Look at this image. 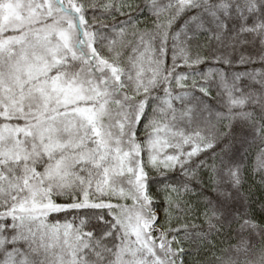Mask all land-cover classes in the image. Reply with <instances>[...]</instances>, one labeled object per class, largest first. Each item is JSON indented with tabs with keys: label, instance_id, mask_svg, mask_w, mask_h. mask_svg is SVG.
Masks as SVG:
<instances>
[{
	"label": "snow or ice",
	"instance_id": "obj_1",
	"mask_svg": "<svg viewBox=\"0 0 264 264\" xmlns=\"http://www.w3.org/2000/svg\"><path fill=\"white\" fill-rule=\"evenodd\" d=\"M0 264H264V0H0Z\"/></svg>",
	"mask_w": 264,
	"mask_h": 264
},
{
	"label": "trees",
	"instance_id": "obj_2",
	"mask_svg": "<svg viewBox=\"0 0 264 264\" xmlns=\"http://www.w3.org/2000/svg\"><path fill=\"white\" fill-rule=\"evenodd\" d=\"M256 195H257V197H259V196H260V193H259V192H257V193H256Z\"/></svg>",
	"mask_w": 264,
	"mask_h": 264
}]
</instances>
